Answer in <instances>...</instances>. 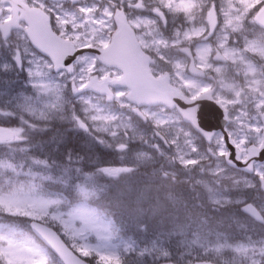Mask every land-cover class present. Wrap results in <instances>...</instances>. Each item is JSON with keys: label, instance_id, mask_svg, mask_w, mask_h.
I'll list each match as a JSON object with an SVG mask.
<instances>
[{"label": "snow or ice", "instance_id": "snow-or-ice-1", "mask_svg": "<svg viewBox=\"0 0 264 264\" xmlns=\"http://www.w3.org/2000/svg\"><path fill=\"white\" fill-rule=\"evenodd\" d=\"M0 264H264V0H0Z\"/></svg>", "mask_w": 264, "mask_h": 264}]
</instances>
